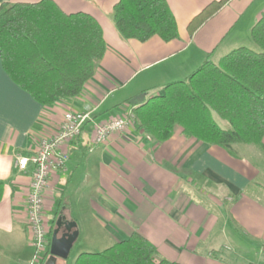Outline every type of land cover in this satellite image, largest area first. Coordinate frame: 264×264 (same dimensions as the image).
I'll use <instances>...</instances> for the list:
<instances>
[{
	"label": "crops",
	"instance_id": "0c3cea01",
	"mask_svg": "<svg viewBox=\"0 0 264 264\" xmlns=\"http://www.w3.org/2000/svg\"><path fill=\"white\" fill-rule=\"evenodd\" d=\"M20 1L39 0L0 4ZM54 1L65 12L93 15L106 51L80 94L50 106L18 87L0 62V264H29L34 252L25 207L33 167L29 162L19 170L16 157L31 158L68 110L91 114L80 134L61 146L69 155L65 165L49 172L43 191L47 236L64 215L76 222L78 235L88 237L96 228L110 245L137 231L160 256L181 264H264V137L259 145L236 143L229 152L184 137L180 129L159 142L130 123L93 144L97 124L127 115L207 58L217 62L250 42L264 0H226L191 34L189 21L211 0H166L178 27V37L167 42L123 39L111 18L118 0ZM49 255L48 248L35 264ZM64 259L55 257L54 264Z\"/></svg>",
	"mask_w": 264,
	"mask_h": 264
},
{
	"label": "trees",
	"instance_id": "16d2710c",
	"mask_svg": "<svg viewBox=\"0 0 264 264\" xmlns=\"http://www.w3.org/2000/svg\"><path fill=\"white\" fill-rule=\"evenodd\" d=\"M225 2H208L189 21V33ZM111 18L123 39L144 42L157 36L167 42L178 37L166 0H118ZM250 38L256 49L241 45L217 62L207 58L184 79L163 85L161 94L133 105L134 126L159 142L180 129L184 137L229 152L236 143L259 145L264 137V13L252 25ZM105 51L102 27L87 12H65L54 0L0 4L2 68L42 106L80 94ZM49 241L48 234L43 259ZM73 264L181 263L160 256L145 236L134 231L100 251L80 252Z\"/></svg>",
	"mask_w": 264,
	"mask_h": 264
},
{
	"label": "built area",
	"instance_id": "2783aa9c",
	"mask_svg": "<svg viewBox=\"0 0 264 264\" xmlns=\"http://www.w3.org/2000/svg\"><path fill=\"white\" fill-rule=\"evenodd\" d=\"M90 110L65 111L58 129L42 138L34 155L29 158L25 155L16 157L15 166L25 170L32 163L29 191L26 196V225L34 252L29 264L42 260L47 250V230L44 224L43 191L51 169L62 167L69 158L61 146L78 136L83 125L90 119ZM133 115L129 112L95 126L93 144L107 142L110 135L124 131Z\"/></svg>",
	"mask_w": 264,
	"mask_h": 264
},
{
	"label": "water",
	"instance_id": "95a60500",
	"mask_svg": "<svg viewBox=\"0 0 264 264\" xmlns=\"http://www.w3.org/2000/svg\"><path fill=\"white\" fill-rule=\"evenodd\" d=\"M77 236L76 222L59 215L49 241L50 255L44 264H54L55 257L67 258Z\"/></svg>",
	"mask_w": 264,
	"mask_h": 264
},
{
	"label": "rangeland",
	"instance_id": "374dc122",
	"mask_svg": "<svg viewBox=\"0 0 264 264\" xmlns=\"http://www.w3.org/2000/svg\"><path fill=\"white\" fill-rule=\"evenodd\" d=\"M242 45L256 49V47L253 45V43L251 41L250 42L248 41L247 43H243ZM215 118L220 123L221 126H225V121L219 119L217 116H215ZM130 123L133 124L132 119L130 120L129 124ZM89 126H90V124H89ZM43 218H44L45 227L47 228L46 219H45V217H43ZM80 230H82L81 227H80ZM88 230H89V236L88 237L85 235V233L83 234L82 232L80 235H78L77 239L75 240V242H74V244L70 250L68 257L63 260V262H64L63 264H73L76 256L80 252H97V251H100V250L110 246L111 243L107 240L104 241L102 236L97 232L96 228L88 229Z\"/></svg>",
	"mask_w": 264,
	"mask_h": 264
}]
</instances>
